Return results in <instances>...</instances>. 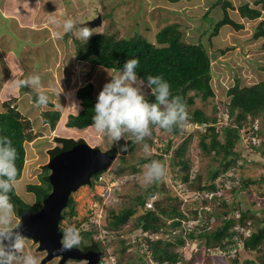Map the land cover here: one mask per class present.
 <instances>
[{
    "label": "rangeland",
    "instance_id": "obj_1",
    "mask_svg": "<svg viewBox=\"0 0 264 264\" xmlns=\"http://www.w3.org/2000/svg\"><path fill=\"white\" fill-rule=\"evenodd\" d=\"M231 1L234 7H228V12L233 19L243 23V27L236 29L232 25L226 24L219 29L217 34L213 35L214 24L224 15L221 5L214 6L216 0H0L2 11L5 10V13L9 12L10 15L15 14L21 20L29 21V25H31L30 27L26 26L21 21L24 26L19 28L20 23L18 22V29H14L15 19L13 18L7 26H11L10 29H4V24L0 29V32L2 30L1 36L6 32V38L1 41L0 48L10 56L5 60L6 63H0V110L5 109L2 107L4 106L2 102L5 100L12 105H17L24 118L30 119L33 131L38 134L32 140L25 141L24 172L15 187L18 194L28 202L34 201L35 195L26 189V185L40 180L39 175L43 167L49 165L52 151L56 147L63 148V151L70 149L65 148L64 138L72 139L78 144L84 143L99 147L105 151L114 145L117 147L116 157L104 172L106 181L94 185V192L100 194L102 199L93 197L90 183L78 185L70 193L76 201L77 214L71 220L67 218L64 220L65 228L71 225H77L79 230L95 227L98 229L97 239L104 242L105 240L110 241L106 246V256L101 259L102 262L99 261L100 264H130L132 261L136 264H159L158 260L151 255V250L144 240L137 244L142 238L141 235L153 238L163 235L173 241L177 240V237L170 233L145 232L142 234L138 232L139 229L133 231L137 228H134L132 220L120 230V236L129 243L127 250L123 252L119 250L121 241L118 239L116 231L108 232L104 228L111 207L120 208L124 204H130L131 196L145 192L147 187L154 182L160 186L168 187L171 192L182 194L184 198L182 206L185 207L188 215L182 219L181 232L185 235V242L175 245L174 248L184 257L191 255L193 257L192 264H230L228 257L231 258L233 254L239 256L240 264H244L246 259H254L257 253L256 250L244 249L239 236L236 237L239 243L237 245L238 253L237 248H233L229 253L218 247L207 249L201 238L193 239L186 236L190 231L203 230L205 225L208 229L215 228L223 221L224 211H228V215L237 218L241 209L250 206L258 210L255 217L264 218V183L251 182L249 186H244L243 183L248 178L260 179L264 176V153L262 151L264 146L262 149H257L251 143L248 144L249 140L251 141L250 136H252L250 131L246 133L245 140L242 141L241 157L226 171L220 167L222 174L215 180L218 189L216 195L222 196L227 201L226 205L217 197H212V193L199 192L186 185L181 178L175 177L176 173H183V169L175 168L172 165L174 149L189 135H191V139L186 154L190 158V179L195 182L196 174L201 173L203 180L206 181L211 171L219 167L220 158H214L213 154L202 153L199 146L198 130L204 128L203 125L187 121L184 124L183 133L177 136H173L169 131L157 126L155 131L158 134L154 136V144H146L149 151L145 152L144 141H139L142 144L140 147L136 146L134 150L130 149L127 143L128 139L132 137L130 133H125L119 141L114 142L106 135L97 133L92 125L85 129H78L67 127L65 124L68 113L78 109L77 103L73 102L78 87L92 81L95 85L94 94L98 97V93L111 79V75H115L119 71L116 68L92 65L75 59L74 37H82L79 29L89 26V21L98 15H101L102 23L94 27L89 26L91 32L112 33L119 38L129 37L140 32L155 41L156 34L162 26L169 22H177L181 25L185 40H201L212 58V86L215 96L207 101L196 99L197 102L192 107H201L206 113L212 116L217 115L219 119L221 118V122L225 123L227 103L230 100V95L227 93L228 88L236 82L237 78L240 79L241 84H252L259 81L264 74L261 69L264 66V36L258 38L253 36L256 26L264 21V10L262 15L255 19L242 17L238 10L243 2H249L250 5L256 3L261 7L262 0ZM1 10L0 17L6 19ZM53 17L61 22L64 19H71L74 23L73 29L70 32H64L62 27L51 22ZM210 18H212L213 24L209 28ZM13 32L18 39L11 38ZM10 49L13 52L10 53ZM222 49H226L225 52ZM33 74H37L41 78L39 90L19 84L21 79ZM139 81H143L142 84L138 83V86L141 87L144 95L152 91V87L138 77ZM38 91L46 92L50 98L56 101L58 107L62 108L63 115L55 129L44 123L41 118V108L35 101V93ZM10 98L13 99L8 100ZM256 126L260 127L261 123L257 121ZM170 138L173 140L172 147L168 152H164L165 145ZM247 138L249 139L247 140ZM125 145L126 148L123 147ZM159 153L162 157L157 156ZM149 156L164 166L163 176L151 183L145 181L144 173L147 172L153 160L140 164V171L136 173L130 172L129 168L122 174L116 175L114 172L121 163L131 166L138 157ZM247 187L252 189V194H249ZM240 190L245 194L243 200ZM202 198L206 199L205 203L201 204ZM195 199H198V203H194ZM187 203H190V208L198 209L197 216L188 211ZM204 209L209 212V215L208 212H203ZM15 219L20 223L22 218L15 213ZM236 228L239 233H242L241 230L244 229L238 224L232 229ZM249 228L253 229L256 226L251 224ZM250 229L245 228L244 233L248 234ZM27 239L32 240L33 238L27 237ZM92 240L94 239L92 238ZM92 240L88 242L90 243ZM25 241V251L28 250L34 254L35 246L33 247V245L39 241L33 239V244ZM146 249L148 252L145 259H139V252ZM22 255L23 253H17L18 257ZM35 255L41 259L38 253ZM218 257L222 259L219 263ZM84 261H71L68 264H83ZM180 263L186 264L183 259ZM13 264H21L20 259L14 260Z\"/></svg>",
    "mask_w": 264,
    "mask_h": 264
},
{
    "label": "trees",
    "instance_id": "obj_2",
    "mask_svg": "<svg viewBox=\"0 0 264 264\" xmlns=\"http://www.w3.org/2000/svg\"><path fill=\"white\" fill-rule=\"evenodd\" d=\"M217 5L222 6L224 15L214 24L213 35L217 34L219 29L226 24H230L236 29L243 27V23L233 19L228 12V7H234L231 0H216L214 6ZM238 10L242 17L247 19L258 18L264 10V0H262L261 7L257 6L256 3L250 5L249 2H243L238 7ZM212 24L213 21L210 18L208 27H212ZM180 26L177 22L165 24L157 32L155 41L150 40L140 32L129 37L120 38L106 32H92L93 34L87 40L75 36V59L92 65H103L107 68L119 70L123 68L128 59L138 58L139 64L136 71L139 78L148 83L147 76L151 74L154 76L160 75L167 80L170 84L171 92V95L167 99L171 101L173 97L180 98L185 106L186 120L182 125H174L171 130H163L169 131L173 136H177L183 133L184 124L187 121L203 125L204 128L198 130L199 146L202 153L206 155L213 154L214 158H220L219 167L211 171L206 181L203 180L201 173H197L195 182H193L190 179V158L186 154L187 146L191 139V135H189L190 137L187 136L174 149L172 165L175 168L179 167L183 169V173H176L175 177L181 178L186 185L195 188L199 192L212 193V197H217L223 204L227 205V201L222 196L216 195L218 189L215 180L222 174L220 167H223V171H226L228 167L236 163V160L241 157L242 141L245 140L244 136L248 131L252 135L250 136L251 141L249 140L248 144L251 143L257 149H262L264 146V74L259 81L252 84H241L240 79L237 78L236 82L228 88L227 93L230 95V100L227 103L225 123H222L221 118L219 119L217 115L212 116L201 107L193 108L192 105L197 102L196 99L207 101L209 98L215 96L212 86V58L201 40H185ZM253 36L254 38L264 36V21H261L256 26ZM225 50L222 49L223 52ZM261 69L264 72V66ZM94 90L95 85L92 81L77 88L73 102L77 103L78 110L68 113L65 123L67 127L85 129L93 124L92 118L95 115L94 106L97 101ZM36 95L37 93H35V101ZM145 98L150 103L155 102V96L152 91L145 95ZM39 106L43 122L55 129L63 115L62 108H59L56 101L50 97L48 104ZM4 107V110H0V141H11L12 145L16 148L18 154L16 165L19 180L23 175L26 161L25 141L32 140L38 134L33 131L30 119L24 118L17 105L4 102ZM160 107L163 110L166 108V105H161ZM257 121L261 123L260 127L256 126ZM151 127V133L142 140L147 145L154 144V136L158 134L155 131L157 126ZM60 139L62 140V138ZM63 140L66 143L65 148H72L78 144L69 138H64ZM172 141V138L168 140L164 152H168L171 149ZM127 143L131 150H134L136 146L140 147L142 145L139 141H135L133 137L128 139ZM108 150L116 152L117 147L114 145ZM62 151L63 148L56 147L52 151V156L58 155ZM262 151L264 153V149ZM157 156L162 157L161 153ZM151 160H153L151 156L138 157L136 162L131 166L121 163L114 172L116 175L122 174L129 168L130 172L136 173L140 171V164ZM104 172L105 170L99 171L91 178L92 195L99 200L102 199V196L94 192V185L99 182L98 177L101 174L104 175ZM50 173L51 169L49 165H45L39 175L40 180L38 182L27 183L26 189L35 195L33 202H28L22 198L16 188L9 193L15 213L20 216L23 212H36L42 208L45 198L53 189L49 179ZM251 182L262 184L264 183V176L260 179L248 178L246 181H243L244 186H249ZM247 190L249 194H252V189L247 187ZM239 192L242 194L241 198L243 200L245 194H243L242 190ZM151 197H154L153 207H147L146 202ZM205 199L202 198L201 204ZM131 200L130 204H124L120 208L111 207L106 218L107 222L104 228L108 232L116 231L118 239L121 241L119 250L124 252L129 246L126 239L120 236V230L133 220V226L137 228L135 230L132 229L133 231L139 229L138 232L142 234H145V232L170 233L177 237V240L173 241L171 238L163 237V235L157 238L141 235L142 238L137 244L144 240L151 250V255L158 260L159 264H174L181 262V259L186 264H192L193 257L191 255L184 257L182 253L174 248L175 245L185 242V235L181 232V222L188 214L185 207L182 206L184 202L182 194L171 192L168 187L164 185L160 186L154 182L147 187L145 192L131 196ZM194 203H198V199H195ZM75 204V199L70 195L68 204L62 212L63 218L71 220L77 214ZM189 204L187 203V206ZM187 209L197 216V208H190L189 206ZM203 212L206 213L208 211L204 209ZM257 212V209L247 206L246 209L240 210L239 216L236 218L228 215V211H224L225 217L223 221L217 224L215 228L208 229L207 225H205L203 230H199V232L197 230L190 231L186 236L193 239L201 238L204 240L207 249L218 247L227 253L233 248H237L236 251L238 253L237 245L239 243L236 237L239 236L244 249L256 250L257 252L254 259H246L244 264H264V218L255 217ZM237 224L244 227V229H250L251 224L255 225L256 228L250 229L251 231L248 234L244 233V229L241 230L242 233H239L237 228L235 230L232 229ZM97 230L95 227L88 230L81 229L82 240L80 245L88 244V241L93 238L94 240L90 243L95 247L91 251L99 253V249H102L105 254L106 246L110 241L105 240L104 242L101 239H97ZM147 252L148 249L139 252V259L144 260ZM226 256L228 257V255ZM221 260L218 257V263ZM239 262L241 261H239V256L236 254H233L231 258L230 256L228 257V263L230 264H238ZM130 264L136 263L132 261Z\"/></svg>",
    "mask_w": 264,
    "mask_h": 264
},
{
    "label": "clouds",
    "instance_id": "obj_3",
    "mask_svg": "<svg viewBox=\"0 0 264 264\" xmlns=\"http://www.w3.org/2000/svg\"><path fill=\"white\" fill-rule=\"evenodd\" d=\"M51 22L62 27L64 32H70L74 27L71 19H64L61 22L53 17ZM79 32L85 40L93 34L89 26L81 27ZM138 64V58L128 59L123 68L115 75H111V79L98 93L92 127L97 133L106 135L114 142L119 141L125 133H130L135 141H142L151 133V126L171 130L174 125H182L186 120L185 106L180 98L173 97L171 101L167 99L171 95L170 84L162 76L151 74L147 76L155 102L150 103L146 100L141 87L138 86V83H143V81L138 82L136 71ZM19 84L39 90L41 78L37 74L29 75L21 79ZM11 99L13 98L8 100ZM4 102L9 101L5 100L2 103ZM48 102V94L38 91L36 103L46 105ZM161 105H166V108L162 110ZM143 147L145 152L149 151L146 144ZM17 155L11 141H0V264H13L17 259H20L21 264H40L38 256L31 251H25V237L18 230L20 225L15 219L14 205L9 197V193L14 190L18 181ZM163 174L162 163L153 160L144 173V179L147 183H151ZM81 240L79 228L75 225L68 226L63 230L61 250L72 249L78 246ZM17 253L23 255L18 257Z\"/></svg>",
    "mask_w": 264,
    "mask_h": 264
},
{
    "label": "water",
    "instance_id": "obj_4",
    "mask_svg": "<svg viewBox=\"0 0 264 264\" xmlns=\"http://www.w3.org/2000/svg\"><path fill=\"white\" fill-rule=\"evenodd\" d=\"M101 23L102 17L98 15L90 20L88 25L94 27ZM115 157L116 152L105 151L84 143L52 156L49 163L51 169L49 179L53 189L39 211L22 213L18 229L24 236L39 241L40 249L48 251L44 261L62 254L64 259L92 257L89 264L96 263L99 253L87 252L78 247L61 250L62 230L59 222L71 191L80 184H91V177L99 171L108 169Z\"/></svg>",
    "mask_w": 264,
    "mask_h": 264
},
{
    "label": "flooded vegetation",
    "instance_id": "obj_5",
    "mask_svg": "<svg viewBox=\"0 0 264 264\" xmlns=\"http://www.w3.org/2000/svg\"><path fill=\"white\" fill-rule=\"evenodd\" d=\"M22 216V214L20 215ZM64 220L65 218H61L59 224H60V227L62 229V235H63V230L65 228L64 226ZM25 237V240H27L29 243L33 244V239L32 240H28L27 239V236H24ZM35 246V250L33 249V251L35 252L34 254L38 253L40 256H41V261H40V264H49V263H53V264H68L69 262L71 261H77V262H80L81 260H85L83 264H89V262L92 260V257L90 258H82V259H77V258H72V257H68L66 259H64V257L62 256V254L60 255H57V256H54L46 261H44L46 259V257L48 256V251L46 249H40V244L36 242L35 245H33V247ZM84 251H87V252H90L92 250L93 247H95L92 243H86L84 244L83 246L82 245H78L76 246ZM93 252V251H92ZM95 253V252H93ZM102 255V256H101ZM106 255L103 253V250L102 249H99V256H98V259L96 261L95 264H100V262H102V258H104ZM100 261V262H99Z\"/></svg>",
    "mask_w": 264,
    "mask_h": 264
},
{
    "label": "crops",
    "instance_id": "obj_6",
    "mask_svg": "<svg viewBox=\"0 0 264 264\" xmlns=\"http://www.w3.org/2000/svg\"><path fill=\"white\" fill-rule=\"evenodd\" d=\"M1 10V9H0ZM2 11V10H1ZM2 13H4V15H5V17H6V19H2L1 17H0V29L2 28V26L1 25H5V28L4 29H10L11 28V26H9V27H7L9 24H10V22H12L11 20L14 18L15 19V22H14V26L15 27H13L14 29H18V26H17V24H18V22L20 23L19 24V28H21V26H24L23 24H22V22L21 21H23V20H21L17 15H15V14H11L10 15V13L8 12V14H6L5 13V10L4 11H2ZM8 15V16H7ZM2 20H4L3 22H2ZM2 22V23H1ZM24 22V24L27 26V25H29V21H23ZM31 25H29V27H30ZM1 32H2V30H1ZM0 32V33H1ZM4 32V31H3ZM5 34H6V32L3 34L2 33V36H1V34H0V36H1V38H0V44H1V41L4 39V38H6V36H5ZM11 38H15V39H18V38H16L15 36H14V32L12 33V36H11ZM41 41V40H40ZM40 41H39V43H40ZM13 46V45H12ZM12 49H10V53L11 52H13V50L11 51ZM8 57H10L9 56V54H7V53H5V52H3V50L0 48V63H6L5 62V60L8 58Z\"/></svg>",
    "mask_w": 264,
    "mask_h": 264
},
{
    "label": "built area",
    "instance_id": "obj_7",
    "mask_svg": "<svg viewBox=\"0 0 264 264\" xmlns=\"http://www.w3.org/2000/svg\"><path fill=\"white\" fill-rule=\"evenodd\" d=\"M98 179H99V182H103V181H106L105 179H106V177H105V175H99V177H98ZM112 182H113V180H112ZM153 198L154 197H151L150 199H149V201H147L146 202V205H147V207H153ZM249 233V232H248ZM174 264H181L180 262H176V263H174Z\"/></svg>",
    "mask_w": 264,
    "mask_h": 264
}]
</instances>
